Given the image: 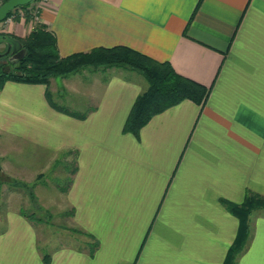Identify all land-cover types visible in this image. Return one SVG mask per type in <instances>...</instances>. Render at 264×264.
Here are the masks:
<instances>
[{"label": "crops", "instance_id": "0c3cea01", "mask_svg": "<svg viewBox=\"0 0 264 264\" xmlns=\"http://www.w3.org/2000/svg\"><path fill=\"white\" fill-rule=\"evenodd\" d=\"M32 16L4 33L44 25L62 57L129 46L210 94L136 135L124 126L148 88L138 71L7 80L0 164L14 185L3 186L0 264H230L241 219L224 201L264 196V0H48ZM48 216L71 233L50 232ZM248 222L234 264H264V208Z\"/></svg>", "mask_w": 264, "mask_h": 264}, {"label": "trees", "instance_id": "16d2710c", "mask_svg": "<svg viewBox=\"0 0 264 264\" xmlns=\"http://www.w3.org/2000/svg\"><path fill=\"white\" fill-rule=\"evenodd\" d=\"M30 4L21 6L27 10V19L33 15ZM18 39L25 54L14 60L0 54V88L7 80L48 84L51 77L69 75L86 67H124L140 72L147 79L148 88L136 98L124 126V131L136 135L155 114L185 99L203 106L210 94L209 86L179 73L170 61L157 60L129 46L96 47L62 57L54 34L44 25L35 26L25 39ZM224 202L241 219L239 236L230 249V264H234L236 254L244 248L250 234L248 219L253 210L264 208V196L249 192L243 204Z\"/></svg>", "mask_w": 264, "mask_h": 264}, {"label": "rangeland", "instance_id": "374dc122", "mask_svg": "<svg viewBox=\"0 0 264 264\" xmlns=\"http://www.w3.org/2000/svg\"><path fill=\"white\" fill-rule=\"evenodd\" d=\"M5 0H2V3L4 2ZM30 7V6H29ZM10 16H12V18H7V19H9V20H6L5 19V23L3 24V25H1V27H0V32L1 33H4V30H5V28L7 27V25H8V23L10 22V20L12 21L13 19H19L20 17H23L24 19H26V20H28V21H30V19H27V10L24 8V7H18V8H16V9H14L13 10V13L10 15ZM9 16V17H10ZM33 17V16H32ZM33 30V29H32ZM31 30V31H32ZM31 31H30V33H31ZM29 33V34H30ZM28 34V35H29ZM27 35V36H28ZM26 36V37H27ZM26 37H23L22 39H25ZM6 51V45H2L1 47H0V54L1 53H4ZM139 74V73H138ZM141 76V78H143L144 80H145V82L147 83V84H149L148 83V81H147V79L145 78V77H143V75H140ZM0 158H1V156H0ZM0 163H1V160H0ZM10 176L8 175V174H6L4 171H3V169H2V165L0 164V219H1V221H0V226L2 225V216H3V213H4V210H5V200H6V198H7V195H8V193H9V191L8 190H5L4 189V187L3 186H5V185H8V184H11V185H14L13 183V181H11L10 180ZM60 179L59 178H56V182H62L61 180L59 181ZM63 183V182H62ZM27 208V207H26ZM29 211H32L31 210V208L29 209ZM38 214H39V212H38ZM39 218V219H38ZM46 220V216L45 217H43V218H41L40 216H38L37 217V220L38 221H41V220ZM47 219L51 222L53 219H51L50 218V216H48L47 217ZM52 222H54V225H52V226H50V224L51 223H49L48 224V228H49V230H50V232H55V231H59V230H61V231H66V232H68L69 234L71 233V231H69L68 229H62V227H64L63 225H62V223H59V221H52Z\"/></svg>", "mask_w": 264, "mask_h": 264}, {"label": "water", "instance_id": "95a60500", "mask_svg": "<svg viewBox=\"0 0 264 264\" xmlns=\"http://www.w3.org/2000/svg\"><path fill=\"white\" fill-rule=\"evenodd\" d=\"M33 0H6L0 5V22L7 19L9 13L14 9L28 5ZM0 44L6 45V51L4 55H9V53H14L15 57H12L11 60L18 59L25 54V49L23 48V43L16 37L0 33ZM12 51V52H11Z\"/></svg>", "mask_w": 264, "mask_h": 264}, {"label": "built area", "instance_id": "2783aa9c", "mask_svg": "<svg viewBox=\"0 0 264 264\" xmlns=\"http://www.w3.org/2000/svg\"><path fill=\"white\" fill-rule=\"evenodd\" d=\"M48 2V0H33L30 4V8L33 11L34 15H37L40 11V9ZM12 18V16L8 17Z\"/></svg>", "mask_w": 264, "mask_h": 264}, {"label": "flooded vegetation", "instance_id": "af4514ba", "mask_svg": "<svg viewBox=\"0 0 264 264\" xmlns=\"http://www.w3.org/2000/svg\"><path fill=\"white\" fill-rule=\"evenodd\" d=\"M12 52V51H11ZM8 57L9 56H12V57H15V54L14 53H9V55H7Z\"/></svg>", "mask_w": 264, "mask_h": 264}]
</instances>
